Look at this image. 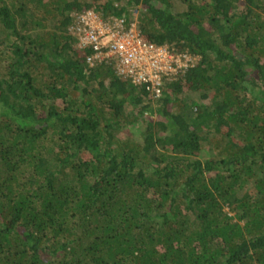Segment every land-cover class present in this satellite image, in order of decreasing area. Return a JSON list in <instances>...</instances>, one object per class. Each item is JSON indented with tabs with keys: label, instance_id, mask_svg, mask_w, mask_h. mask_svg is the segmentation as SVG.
Returning a JSON list of instances; mask_svg holds the SVG:
<instances>
[{
	"label": "trees",
	"instance_id": "16d2710c",
	"mask_svg": "<svg viewBox=\"0 0 264 264\" xmlns=\"http://www.w3.org/2000/svg\"><path fill=\"white\" fill-rule=\"evenodd\" d=\"M88 8L199 59L154 98ZM0 264H264V0H0Z\"/></svg>",
	"mask_w": 264,
	"mask_h": 264
},
{
	"label": "built area",
	"instance_id": "2783aa9c",
	"mask_svg": "<svg viewBox=\"0 0 264 264\" xmlns=\"http://www.w3.org/2000/svg\"><path fill=\"white\" fill-rule=\"evenodd\" d=\"M69 31L76 37L77 47L87 50L85 62L89 67L113 64L118 75L144 86L154 98L160 97L167 81L183 75L199 59L186 49L178 51L170 45L143 40L135 18L104 19L91 8L74 13Z\"/></svg>",
	"mask_w": 264,
	"mask_h": 264
},
{
	"label": "rangeland",
	"instance_id": "374dc122",
	"mask_svg": "<svg viewBox=\"0 0 264 264\" xmlns=\"http://www.w3.org/2000/svg\"><path fill=\"white\" fill-rule=\"evenodd\" d=\"M135 17V16H134ZM136 18V17H135ZM136 110V109H135ZM157 117H159V115L157 116ZM135 127H136V125H135ZM139 129H137V130H135V131H138ZM134 131V130H133Z\"/></svg>",
	"mask_w": 264,
	"mask_h": 264
}]
</instances>
